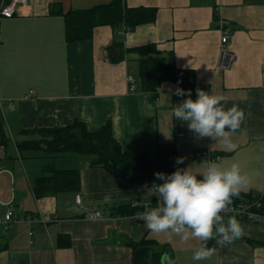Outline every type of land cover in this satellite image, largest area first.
Wrapping results in <instances>:
<instances>
[{"label":"crops","instance_id":"crops-1","mask_svg":"<svg viewBox=\"0 0 264 264\" xmlns=\"http://www.w3.org/2000/svg\"><path fill=\"white\" fill-rule=\"evenodd\" d=\"M110 1L29 0L12 17L0 16V97L11 101L10 108L0 104L11 138L8 146L0 144V199L11 203L18 219L0 235V264H132L127 242L142 238L153 239L163 264L167 258L175 264H264V225L239 221L241 238L223 247L209 240L208 246H215L212 255L193 261L195 238L153 233L143 221L111 214L120 204L155 207L156 197L145 189L151 183L133 184L90 166L88 154L49 156L16 149L15 141L37 138L38 128L62 127L77 119L97 129L109 121L122 150L144 151L155 161L157 144L172 143L176 158H184L177 168L193 173L203 172L210 162L222 167L236 162L250 180L240 193L253 197L262 192L264 0H124L129 7L156 8L154 22L126 32L125 47L154 43L167 62L194 71L192 99L199 89L222 95L226 108L236 105L244 111L245 119L231 134L235 150L220 139L197 138L172 116V107L185 99L174 94L173 82H163L154 91L135 83L131 91L127 75L130 69L134 75L137 61L127 55L110 62L106 47L117 41L112 27H96L88 40L65 41L62 13ZM56 7L61 12H53ZM225 29L228 38L222 45ZM50 163L77 169L80 190L36 197L35 179ZM75 194L80 195L79 204ZM94 210L102 216L90 218ZM28 215L44 221L31 224L32 236L21 221Z\"/></svg>","mask_w":264,"mask_h":264},{"label":"trees","instance_id":"trees-1","mask_svg":"<svg viewBox=\"0 0 264 264\" xmlns=\"http://www.w3.org/2000/svg\"><path fill=\"white\" fill-rule=\"evenodd\" d=\"M61 12L59 7L53 12ZM64 22V39L66 42H78L92 38L94 29L98 26H110L115 30L117 41L106 47L110 62L116 63L134 55L137 61L135 83L144 91H154L163 82L170 81L175 87L194 92V71L177 68L165 60L154 43L125 47L124 36L136 26L154 22L156 8L137 6L129 7L124 0H112L86 9H70L62 13ZM130 74L132 71L130 69ZM133 75V74H132ZM131 75V76H132ZM134 76V75H133ZM132 76V78H133ZM130 84V83H129ZM38 137L15 141L19 152L26 150H41L49 156L66 153L92 154L90 166L102 168L111 175L127 177L133 184L161 183L154 175L156 172L171 173L177 168L176 149L172 143H158L155 161H151L144 151L122 150L114 138L111 123L105 122L97 129H89L80 120L62 127L38 128ZM11 138L0 108V144L9 145ZM80 190V175L77 169H58L52 163L42 169V174L35 179L33 193L36 197L57 194L65 191ZM76 195V194H75ZM251 194H239L232 202L241 199L258 198ZM260 202L264 210V195ZM140 204H120L112 208L113 216H128L133 220L142 221L132 216L144 212ZM153 239L142 238L139 241H129L132 249V264H163L162 252L157 251L152 244Z\"/></svg>","mask_w":264,"mask_h":264},{"label":"clouds","instance_id":"clouds-1","mask_svg":"<svg viewBox=\"0 0 264 264\" xmlns=\"http://www.w3.org/2000/svg\"><path fill=\"white\" fill-rule=\"evenodd\" d=\"M185 99L171 109L172 116L186 124L187 129L197 138L220 139L230 150L237 145L232 141L235 132L245 119V113L238 106H224L222 95H213L197 89L195 99L191 91L177 87L174 92ZM184 158L177 157L175 163L182 164ZM161 183L145 185L150 197H156V206L136 216L153 233L182 234V239L195 238L198 247L193 253V261L208 259L215 246L209 247L208 241L214 240L216 246L223 247L241 238L244 229L238 219L229 217L225 221L223 213L232 204L233 198L246 189L249 177L242 174L239 163L233 162L222 167L210 162L201 173H193L186 168H176L171 173L154 174ZM167 264H175L167 258Z\"/></svg>","mask_w":264,"mask_h":264},{"label":"built area","instance_id":"built-area-1","mask_svg":"<svg viewBox=\"0 0 264 264\" xmlns=\"http://www.w3.org/2000/svg\"><path fill=\"white\" fill-rule=\"evenodd\" d=\"M28 1L29 0H0V16L6 18L12 17L15 13H17L19 7L28 3ZM224 22L225 21H223V24ZM227 38L228 29H225L223 30L221 36L222 45L227 42ZM223 52L225 53V51ZM127 81L128 83H130V90L133 91L134 79L132 78L131 74L127 75ZM0 104H4L6 108L11 107V101L1 97ZM208 156L210 155L208 154ZM262 195H264V188L262 189V192L260 193L258 198L241 199L236 202H232V204L223 213L225 221H227L229 217H235L239 221H248V223L251 222L254 224L264 225V210H262V204L260 202ZM75 200L78 204L81 202L79 194L75 195ZM10 204V202H5L0 199V235L7 233L12 228V225L18 221ZM101 216L102 213L99 210H94L89 214V217L92 219L100 218ZM136 217V215L132 216V218L134 219ZM21 221L27 224L28 229L26 233L29 236H32L34 233V230L31 227V224L33 222H44L41 217H38L36 215H28Z\"/></svg>","mask_w":264,"mask_h":264},{"label":"rangeland","instance_id":"rangeland-1","mask_svg":"<svg viewBox=\"0 0 264 264\" xmlns=\"http://www.w3.org/2000/svg\"><path fill=\"white\" fill-rule=\"evenodd\" d=\"M134 76L136 77V79H137V76H136V72H134ZM3 113V112H2ZM25 153H28V152H30V151H24ZM46 154V153H45ZM88 155H90V156H92V154H88Z\"/></svg>","mask_w":264,"mask_h":264}]
</instances>
